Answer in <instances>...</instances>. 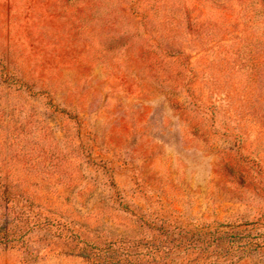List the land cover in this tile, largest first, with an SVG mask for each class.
I'll return each mask as SVG.
<instances>
[{
	"label": "rangeland",
	"instance_id": "obj_1",
	"mask_svg": "<svg viewBox=\"0 0 264 264\" xmlns=\"http://www.w3.org/2000/svg\"><path fill=\"white\" fill-rule=\"evenodd\" d=\"M0 193L160 264H264V0H0ZM45 229L0 228V264H89Z\"/></svg>",
	"mask_w": 264,
	"mask_h": 264
},
{
	"label": "trees",
	"instance_id": "obj_2",
	"mask_svg": "<svg viewBox=\"0 0 264 264\" xmlns=\"http://www.w3.org/2000/svg\"><path fill=\"white\" fill-rule=\"evenodd\" d=\"M31 199L22 193H0V228H11L10 234H13V229L16 230L21 224L35 222L44 229L48 226L47 229L53 238L51 248L55 252L81 258L89 264H160L168 254V246L165 245L167 243L158 238L148 241L143 247L129 246L119 240L106 243L99 239H84L74 231V226L65 222L61 216H44V207L40 202L36 205L38 211L32 215L28 207ZM4 203L8 205L7 208L1 207ZM201 245L199 242V247L193 249L198 251V256L204 253Z\"/></svg>",
	"mask_w": 264,
	"mask_h": 264
}]
</instances>
